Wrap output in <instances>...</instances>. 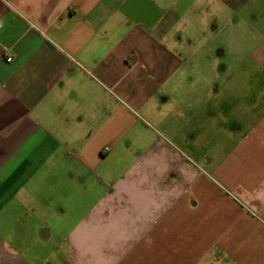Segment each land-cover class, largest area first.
I'll return each mask as SVG.
<instances>
[{
	"label": "crops",
	"instance_id": "0c3cea01",
	"mask_svg": "<svg viewBox=\"0 0 264 264\" xmlns=\"http://www.w3.org/2000/svg\"><path fill=\"white\" fill-rule=\"evenodd\" d=\"M201 3L237 93L185 75ZM0 264H264V0H0Z\"/></svg>",
	"mask_w": 264,
	"mask_h": 264
},
{
	"label": "rangeland",
	"instance_id": "374dc122",
	"mask_svg": "<svg viewBox=\"0 0 264 264\" xmlns=\"http://www.w3.org/2000/svg\"><path fill=\"white\" fill-rule=\"evenodd\" d=\"M248 6L249 8L251 6L255 7L253 4ZM215 10L217 11V5H215ZM211 11H214V5ZM208 12L209 11L205 8V4L201 3V5L193 11V16H196V18L199 19L198 22H193V24L196 25L195 27H192V23L189 24L187 20H183V35L190 34L184 35V44H186L183 46L182 52L183 58H185L184 63H197L193 72L186 70L185 75L194 74L195 76L203 78H212L210 77L211 75L216 77L219 76L218 78L223 82L220 85L225 90V93H228L229 90L230 92L237 93L236 91H240L239 83L231 82L239 80L245 81L251 75L260 76L259 70L253 63H250V60L247 58L246 47L248 48L249 44H252L253 39H247L245 43H243V46H241L243 50L240 49L241 38L237 37V35L240 34V31L247 30L245 27V21L241 20L244 17L239 14L236 15V13L231 14V16L228 15L229 20L227 22L224 21V32H221L220 35L212 33L213 31L211 30V27L213 26L219 25L221 27L220 31H222L223 22L220 20L214 21L211 17H209ZM240 14L246 16V13L241 12ZM203 25L208 26L206 31L204 30ZM196 27H203L204 31L199 33ZM190 29L192 30V34L189 31ZM185 40H190V42L188 43ZM237 46H239L238 50ZM219 50L225 51V55H221ZM211 63H220V65L222 63H226L227 67L225 71H221L219 68L218 72H214L211 68ZM245 91L247 92V90ZM245 91L243 90V92ZM256 92V89H254V94ZM232 112L228 111L224 114V118L222 119L223 123L217 126V129L220 130H215V135L217 136L216 145H222L218 143H222V140H224L222 130H225L226 133L228 125L227 121L239 118L238 112Z\"/></svg>",
	"mask_w": 264,
	"mask_h": 264
},
{
	"label": "built area",
	"instance_id": "2783aa9c",
	"mask_svg": "<svg viewBox=\"0 0 264 264\" xmlns=\"http://www.w3.org/2000/svg\"><path fill=\"white\" fill-rule=\"evenodd\" d=\"M11 61V57L9 56V57H7L6 58V62H10ZM107 149H105V151H106Z\"/></svg>",
	"mask_w": 264,
	"mask_h": 264
}]
</instances>
